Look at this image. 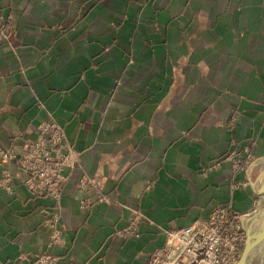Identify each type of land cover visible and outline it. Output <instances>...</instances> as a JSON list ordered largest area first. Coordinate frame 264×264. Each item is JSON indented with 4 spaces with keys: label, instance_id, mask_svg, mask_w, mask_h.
Masks as SVG:
<instances>
[{
    "label": "crops",
    "instance_id": "1",
    "mask_svg": "<svg viewBox=\"0 0 264 264\" xmlns=\"http://www.w3.org/2000/svg\"><path fill=\"white\" fill-rule=\"evenodd\" d=\"M52 136L74 160L58 198L19 162ZM0 149V264H146L217 207L247 222L264 206V0H0Z\"/></svg>",
    "mask_w": 264,
    "mask_h": 264
},
{
    "label": "built area",
    "instance_id": "2",
    "mask_svg": "<svg viewBox=\"0 0 264 264\" xmlns=\"http://www.w3.org/2000/svg\"><path fill=\"white\" fill-rule=\"evenodd\" d=\"M59 142L58 136L41 137L19 159L29 172L26 184L33 192L60 197L61 187L66 180L62 170L72 167L74 160L70 151L65 156L57 154L56 143ZM251 156L249 147L228 155L234 175L246 169ZM14 158V154L0 149V165ZM243 217L231 205L217 207L207 219L167 232L164 246L153 251L146 264H237L247 242ZM57 222L58 219L53 218L50 244H57L61 239ZM137 226L138 219H134L126 232L135 231ZM118 234L122 235V232ZM18 263L55 264V260L47 253L24 254L19 256Z\"/></svg>",
    "mask_w": 264,
    "mask_h": 264
},
{
    "label": "water",
    "instance_id": "3",
    "mask_svg": "<svg viewBox=\"0 0 264 264\" xmlns=\"http://www.w3.org/2000/svg\"><path fill=\"white\" fill-rule=\"evenodd\" d=\"M259 194H264V182L258 188ZM250 224L246 228L247 231V242L244 247L241 258L237 264H249L253 252L264 244V206L248 220ZM257 222L256 229L252 226Z\"/></svg>",
    "mask_w": 264,
    "mask_h": 264
},
{
    "label": "rangeland",
    "instance_id": "4",
    "mask_svg": "<svg viewBox=\"0 0 264 264\" xmlns=\"http://www.w3.org/2000/svg\"><path fill=\"white\" fill-rule=\"evenodd\" d=\"M250 224V222H245V226L246 228L248 227V225ZM257 227V222L253 224L252 228L256 229ZM264 256V244L260 245L252 254V257L250 259L249 264H264L262 257ZM257 261V262H256Z\"/></svg>",
    "mask_w": 264,
    "mask_h": 264
},
{
    "label": "bare ground",
    "instance_id": "5",
    "mask_svg": "<svg viewBox=\"0 0 264 264\" xmlns=\"http://www.w3.org/2000/svg\"><path fill=\"white\" fill-rule=\"evenodd\" d=\"M262 257V256H261ZM263 263H264V256L262 257ZM257 262V261H256Z\"/></svg>",
    "mask_w": 264,
    "mask_h": 264
}]
</instances>
